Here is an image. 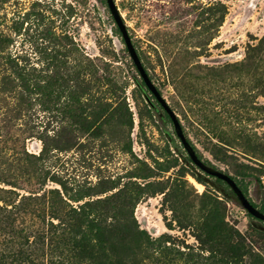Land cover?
Masks as SVG:
<instances>
[{"label":"rangeland","instance_id":"obj_1","mask_svg":"<svg viewBox=\"0 0 264 264\" xmlns=\"http://www.w3.org/2000/svg\"><path fill=\"white\" fill-rule=\"evenodd\" d=\"M114 2L143 68L200 160L246 186V198L257 209L264 206V0ZM15 23H23L18 35ZM47 30L68 37L70 66L83 68L90 60L102 68L104 80L82 98L87 108L93 97L105 109L97 136L79 135L68 152L55 153L58 176L70 186L86 183L93 192L107 191L102 197L131 176H151L131 180L148 184L134 219L150 237L164 234L185 252L203 247L195 229L179 228L174 220L199 221L207 206L203 198H217L226 227L252 240L264 256V236L249 234L246 211L225 186L208 179L200 192L191 182L172 124L148 91L139 94L141 79L106 1L0 0V31L12 38V51L38 64ZM27 148L38 152L40 144ZM255 224L264 230L263 222ZM228 242L223 237L210 247L229 251Z\"/></svg>","mask_w":264,"mask_h":264},{"label":"trees","instance_id":"obj_2","mask_svg":"<svg viewBox=\"0 0 264 264\" xmlns=\"http://www.w3.org/2000/svg\"><path fill=\"white\" fill-rule=\"evenodd\" d=\"M22 24L15 23L13 33L18 35ZM41 36L42 58L35 64L27 53L12 51V38L0 31V264H264V256L252 240L226 227L217 198H203L207 206L202 207L199 221L174 220L179 228L195 229L203 247L199 253L189 248L185 252L164 234L150 237L134 219L135 205L146 195L148 184L131 180L151 176H131L127 183L111 187L109 192L116 191L104 197L107 191L93 192L86 183L70 186L58 176L53 170L55 153L68 152L79 135L95 138L105 118L98 99L92 97L88 108L84 106L87 100L82 102L92 87L102 83V68L90 60L83 68L70 66L68 37L48 30ZM131 67L136 70L133 64ZM136 85L145 96L143 82ZM152 100L171 124L153 96ZM39 113L46 119H40ZM33 141L40 144L38 152L27 148ZM183 159L190 168L189 159ZM190 169L199 184L207 185L208 179L223 184L231 201L239 204L225 182L198 168ZM234 182L246 197V186ZM164 190L160 193L166 197ZM258 210L264 214V206ZM246 217L251 222L249 234L264 236V230L255 224L262 221L247 213ZM223 237L229 241V251L211 249ZM206 246L208 250H204Z\"/></svg>","mask_w":264,"mask_h":264},{"label":"water","instance_id":"obj_3","mask_svg":"<svg viewBox=\"0 0 264 264\" xmlns=\"http://www.w3.org/2000/svg\"><path fill=\"white\" fill-rule=\"evenodd\" d=\"M108 10L110 12V15L121 35V38L123 40L124 46L128 52V55L135 66L139 78L143 82L145 88L147 91L151 94V96L154 97V99L157 101V103L161 106L163 111L166 113V115L169 117L174 134L176 138L179 140L181 146L183 147V150L185 151L187 158L189 159V167L190 168H198L199 170L203 171L205 174H208L209 176L215 177L219 180H222L225 182L230 189L233 191L235 197L239 201L240 206L246 211L247 214L254 217L255 219L264 222V214L261 213L257 208L253 207L252 204L248 201V199L244 196L242 191L239 189V187L236 185L234 180L224 174L223 172L213 169L207 165H205L198 157L191 145L186 140L183 130L181 128V125L179 121L177 120L176 115L174 112L169 108L165 100L160 95L159 91L156 89L155 85L151 82L149 79L148 74L146 73L145 69L142 66V63L133 47V44L131 42V39L128 35L127 27L124 24L121 15L115 5L114 0H105ZM146 103L149 104V100L145 99Z\"/></svg>","mask_w":264,"mask_h":264},{"label":"bare ground","instance_id":"obj_4","mask_svg":"<svg viewBox=\"0 0 264 264\" xmlns=\"http://www.w3.org/2000/svg\"><path fill=\"white\" fill-rule=\"evenodd\" d=\"M190 180L193 183V185H195V187L201 192L203 189V186L199 184L197 181H195L193 178H191Z\"/></svg>","mask_w":264,"mask_h":264}]
</instances>
